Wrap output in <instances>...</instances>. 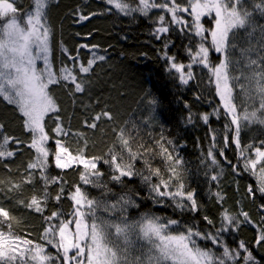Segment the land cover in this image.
Listing matches in <instances>:
<instances>
[{"label":"trees","instance_id":"1","mask_svg":"<svg viewBox=\"0 0 264 264\" xmlns=\"http://www.w3.org/2000/svg\"><path fill=\"white\" fill-rule=\"evenodd\" d=\"M15 2L21 12L32 6L31 0ZM260 2L242 0L243 7L252 13L253 27L256 28L252 44L260 39L259 27L264 26V11L256 7ZM176 3L185 6L186 0H176ZM164 11L157 8L147 15L139 12L125 15L109 5L107 0H50L47 23L51 29L52 70L59 75L64 66L73 69L74 74L85 82L84 91L76 92L74 85L64 80L49 86L58 111L50 112L44 118L49 155L43 174L49 181L55 178L56 182L47 184L48 198L41 213L17 203L19 200L27 202L33 194L42 196L45 182L41 179L40 169H28V164L36 160L37 153L30 147L32 134L25 129L24 117L15 105L0 97V124L3 125L0 134L21 142L9 143L8 149L15 152L14 156L0 158V181L4 182L0 185L3 189L0 191V206L18 219L19 223L13 224L18 235L46 245L47 254L56 255L57 249L43 239L44 231L50 224L58 225L60 220H74L75 204L71 197L76 186L88 198L99 200L102 204H112L121 196H131L139 207L128 208L126 215L130 220L139 219L142 213H151L179 221L178 226H173L175 231H183L185 226H191L213 235L227 227L226 231L220 232L223 244L240 253L231 264H245L244 256L247 253L239 248L241 242L254 257V264H264V241L257 243L264 230V193L259 191L257 176L244 169V158L240 155L241 148L249 144L261 146L264 126L243 125L239 137L241 148L237 147L233 142L234 126L220 107L208 68L192 64L193 77L187 84H183L179 73L170 68L171 61L167 57H175V62L184 65L191 63L188 49L194 52L201 38L184 24L173 23L170 14ZM161 15L165 16L164 26L169 29L166 33L156 31L161 26ZM81 16L88 19L81 20ZM180 17L184 19L185 16L180 14ZM201 22L205 29H211L214 17H205ZM205 36L208 37L205 46L209 47V62L218 64L221 54L211 48L207 31ZM246 36L247 33L241 30L237 32L234 42L243 43ZM76 56L79 58L70 59ZM99 56L104 59H96L90 72H79L80 64L86 66L89 59ZM233 74L239 75L238 72ZM153 98L157 101L155 106L149 103ZM236 102L240 103L238 92ZM218 108L219 114H216ZM104 112L109 113L111 118L103 116ZM98 114L100 119L97 120ZM204 114H209L207 122L202 119ZM93 123L95 128L90 127ZM58 124L61 133L54 131ZM121 129L133 138V151H137L141 144L158 151L156 141L161 137L162 142L171 141L166 146L183 161L179 170L182 172L184 191L194 193L197 203L195 211L190 207L178 208L177 202L171 198H164L163 203L156 202L153 199L155 194L150 192V184L144 182L140 175L122 177L120 181L111 179L118 173L104 161L110 159V149L120 151L117 135ZM57 139L73 155L79 149L86 160L99 157L96 166L103 174L99 180L92 178V183L85 184L81 175L86 170L81 163L68 168L56 167L54 153ZM209 150L217 163H212ZM246 155L252 156V150L249 149ZM124 157V162L128 163L126 152ZM145 160L150 162L152 168H160L167 175L165 161L159 155L145 153L132 161L134 168L148 175ZM29 173L32 183H22ZM212 176L217 179L213 180ZM9 181L21 183L20 191L8 192ZM156 182L157 178L153 177L151 183ZM249 186L252 192H249ZM58 194L59 200L55 198ZM185 204L190 202L185 201ZM225 211L237 218L238 226L226 225L222 216ZM53 212L61 215L47 221L46 217ZM243 212L248 213V221L241 215ZM96 215L116 219L120 213L105 211L101 206L97 208ZM4 230L7 231L6 228ZM48 238L52 239L51 236ZM197 242L201 247L212 248L217 255L223 251L222 247L214 246L210 241L197 238ZM247 264H253V261Z\"/></svg>","mask_w":264,"mask_h":264},{"label":"snow or ice","instance_id":"2","mask_svg":"<svg viewBox=\"0 0 264 264\" xmlns=\"http://www.w3.org/2000/svg\"><path fill=\"white\" fill-rule=\"evenodd\" d=\"M31 3L29 9L21 12L15 0H0V97L15 105L24 117L25 129L32 134L30 147L37 153L36 160L28 164V169H40L41 179L45 182L42 196L33 194L27 202L19 200L17 203L41 213L48 198L47 184L56 182L55 178L49 181L43 174L49 155V150L45 147L48 134L44 129V118L48 113L58 111L56 101L49 92V86L59 84L62 80L70 81L76 92H82L85 82L74 74L73 69L66 66L60 69L59 75L52 70L49 61L51 29L47 23L50 0H31ZM107 3L125 15L135 12L147 15L152 9H163L171 15L173 23L184 24L201 38V43L194 52L191 48L188 49L191 63L184 65L175 62V57H167L171 61L170 68L179 73V79L183 84H187L193 77L192 64H201L208 68L211 74L210 82L215 84L216 94L220 99V107L223 108L224 114L230 117V123L234 126L233 142L238 148H241L239 137L243 125L264 126V26L259 27L260 39L256 44H252L256 28L253 27L252 13L243 7L242 0H186L185 6L177 4L176 0H164L162 3H157L156 0H135V4L133 0H107ZM256 7L264 11V0ZM178 13H187L192 18L191 23L178 16ZM206 16L214 17L211 29H205L201 22ZM80 19L85 20L88 17L81 16ZM164 21L165 16L161 15L159 17L161 26L156 30L158 33L168 32ZM241 30L246 32L247 36L243 43H236L234 42L236 34ZM206 31L211 38V48L222 57L215 65L208 59L209 47L205 46L208 39L205 36ZM81 47L86 48L88 45ZM165 55L167 56L166 53ZM78 58L70 57L72 60ZM96 59L103 60L104 57L89 59L86 66L80 64L79 72H90ZM37 60L43 61V68L37 67ZM185 68L188 69L187 72ZM234 72H238L239 75L233 74ZM237 92L240 96L239 104L236 102ZM149 103L155 106L157 101L153 98ZM215 112L219 114V108ZM102 115L111 118L107 112ZM208 118L209 114L202 116L205 122ZM96 119H100V114ZM90 127L95 128V123ZM2 128L3 125L0 124V129ZM54 131L62 132L59 124ZM227 139L226 136V142ZM117 141L120 151L110 149V159L104 161L113 166L114 172L118 173L111 179L120 181L122 177L140 175L144 182L150 184V192L155 194L153 199L156 202L163 203L164 198H171L177 202L178 208L190 207L193 211L197 209L194 193L184 191L182 172L179 170L183 161L174 156L166 146V143L170 144L171 141L162 142L161 137L156 141L158 151L143 144L138 146L137 151H133V138L126 135L124 129L118 133ZM10 142L21 143L14 137L0 134V158L15 155L14 151L8 149ZM55 143L56 167L68 168L75 163L83 164L86 172L81 175V180L85 184L92 183V178L99 180L103 175L96 166L99 157L86 160L82 150L78 149L77 154L73 155L60 139ZM260 145L249 144L241 148L240 155L244 158V169L257 176L259 191L264 193V147H262L264 141H260ZM249 149L252 150V156L246 155ZM125 152L128 155V163L124 162ZM145 153L159 155L164 159L166 176L160 168H152L148 160H145L148 175H143V170L134 168L132 161ZM208 156L212 158L213 164L217 163L211 150ZM153 177L157 178L156 183H151ZM212 179L215 180L217 177L212 176ZM3 183L0 181V185ZM22 183H32L31 173ZM9 185L8 192H18L22 187L21 183L10 181ZM2 190L0 188V191ZM62 192L63 189L61 194ZM249 192H252L251 186ZM55 198L59 200L60 194ZM71 198L75 204L74 220H60L58 225L50 224L44 231L43 239L57 249L56 255L47 254L46 245L18 235L13 229V224L19 223L18 219L12 216L8 209L0 206V264H231L240 254L239 251L229 249L223 244L220 232L226 231L227 227L217 230L215 235L203 233L191 226H185L183 231H175L173 226H178L179 221L151 213H142L139 219L130 220L126 215L128 208L139 207L131 196H121L115 203L102 204L99 200L88 198L80 187L76 186ZM185 201L190 204H185ZM101 206L105 211L113 213L119 211V217L105 219L97 216L96 210ZM60 215L59 212H53L46 220L50 222ZM241 215L248 221V213L243 212ZM222 216L227 226H238L237 218L227 211ZM73 223L74 230L69 227ZM49 236L52 239H49ZM197 238L222 247V253L217 255L212 248L201 247ZM262 241L264 230L259 235L257 243ZM239 248L247 253L244 256L245 264L249 261H253L254 264V257L243 242Z\"/></svg>","mask_w":264,"mask_h":264},{"label":"rangeland","instance_id":"3","mask_svg":"<svg viewBox=\"0 0 264 264\" xmlns=\"http://www.w3.org/2000/svg\"><path fill=\"white\" fill-rule=\"evenodd\" d=\"M164 0H156V2L157 3H161V2H163ZM164 12H166V11H164ZM180 14H184V20H187V21H189V23H191V17L187 14V13H178V16H180ZM171 16V15H170ZM206 17H208V16H206ZM205 17H203L202 18V20L204 19ZM188 19H190V20H188ZM49 48H50V39H49ZM217 53V52H216ZM50 52H49V61H50ZM218 54H220V53H218ZM37 67L38 68H43L44 67V63H43V61L42 60H37ZM50 65H51V63H50ZM51 68H52V65H51ZM47 142V141H46ZM46 142H45V147H46ZM47 148V147H46ZM47 159H48V157H47ZM75 164H79V163H75ZM75 164H73V165H75ZM69 227L71 228V229H73L74 230V228H75V225H74V223L73 224H70L69 225Z\"/></svg>","mask_w":264,"mask_h":264}]
</instances>
